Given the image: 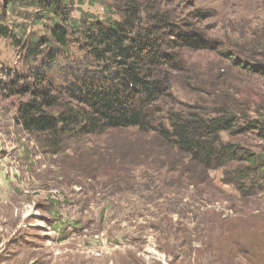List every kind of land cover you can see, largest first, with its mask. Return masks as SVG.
Returning <instances> with one entry per match:
<instances>
[{"label":"rangeland","instance_id":"374dc122","mask_svg":"<svg viewBox=\"0 0 264 264\" xmlns=\"http://www.w3.org/2000/svg\"><path fill=\"white\" fill-rule=\"evenodd\" d=\"M134 1L216 48L182 51L174 74L177 103L167 101L166 110L251 106L261 114L250 116L264 125V0ZM129 3L72 0L70 15L121 20ZM198 13L209 14L201 19ZM7 17L22 44L47 35L51 23L37 6L14 5ZM76 41L72 36L53 64L49 47L27 58L26 50L0 37V264H264V190L239 194L225 182V171L200 174L184 156L135 129L52 153L15 125L25 98L4 96L5 70L60 83L70 70L64 65L84 55ZM224 140L264 161L258 131Z\"/></svg>","mask_w":264,"mask_h":264},{"label":"trees","instance_id":"16d2710c","mask_svg":"<svg viewBox=\"0 0 264 264\" xmlns=\"http://www.w3.org/2000/svg\"><path fill=\"white\" fill-rule=\"evenodd\" d=\"M129 2L121 8V20L102 21L82 13L74 20L72 0H0V37L26 50L27 58L41 55L45 45L53 52L54 64V56L68 50L72 36L84 54L64 65L70 70L60 83L41 73L29 76L5 70L4 96L25 98L17 105L15 125L52 153L109 131L135 129L184 156L200 174L225 171V182L239 194L263 191L261 156L224 140L249 131L264 137L261 117L250 116L260 111L251 106L239 111L224 103L212 111L164 108L167 101L177 103L174 74L180 70L182 51H215V46L207 38L177 31L161 11ZM18 4L37 6L41 19L51 22L45 25L47 35L30 38L26 44L16 38L7 16Z\"/></svg>","mask_w":264,"mask_h":264}]
</instances>
